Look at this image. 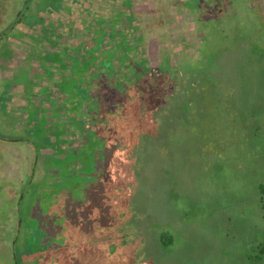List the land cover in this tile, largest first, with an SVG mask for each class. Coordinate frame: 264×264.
I'll return each mask as SVG.
<instances>
[{
    "label": "rangeland",
    "instance_id": "1",
    "mask_svg": "<svg viewBox=\"0 0 264 264\" xmlns=\"http://www.w3.org/2000/svg\"><path fill=\"white\" fill-rule=\"evenodd\" d=\"M120 1L29 0L25 10L26 0H0V264L14 263L17 235L24 246L63 243L76 264H264V50L251 62L224 56L222 99L204 116L176 114L161 143H115L105 107L97 121L109 131L97 140L80 123L101 86L86 74L85 24ZM62 5L69 10L48 13L52 39L43 40L39 13ZM163 6L131 3L152 61ZM18 15L26 30L13 28ZM176 29L162 30L163 47Z\"/></svg>",
    "mask_w": 264,
    "mask_h": 264
},
{
    "label": "trees",
    "instance_id": "2",
    "mask_svg": "<svg viewBox=\"0 0 264 264\" xmlns=\"http://www.w3.org/2000/svg\"><path fill=\"white\" fill-rule=\"evenodd\" d=\"M131 3L121 0L113 11L87 19L83 37L86 74L91 77L95 73L101 86L80 123L95 139L102 140L109 128L105 118L98 123L97 116L105 107L115 143L146 139L161 143L164 134L158 131L174 122L178 114L204 116L222 99L215 74L224 56L232 53L240 62L261 58L264 0H164L155 21L164 31L177 28V37L174 44L163 47L170 39L160 29L155 46L160 56L154 61L146 54L150 43L142 20L132 14ZM165 11L170 14L166 16ZM101 99L104 102L98 105ZM17 142L29 144L36 156L27 137H18ZM30 181L28 176L25 182L28 185ZM260 189L264 191V186ZM23 194L16 201L18 208ZM18 208L16 216L21 214ZM17 228L20 226L15 225L13 234L19 233ZM150 237L163 246L172 242L170 235L155 230ZM19 240L18 235L13 238V264H76L63 243L24 246ZM258 252L264 254V244Z\"/></svg>",
    "mask_w": 264,
    "mask_h": 264
},
{
    "label": "crops",
    "instance_id": "3",
    "mask_svg": "<svg viewBox=\"0 0 264 264\" xmlns=\"http://www.w3.org/2000/svg\"><path fill=\"white\" fill-rule=\"evenodd\" d=\"M28 3H29V0L27 1L26 0V2H24V5L22 4L21 5V7H22V9H25L26 10V8H27V5H28ZM66 3V2H65ZM67 4V3H66ZM57 9V8H56ZM62 10H65V11H68L69 10V7L67 6V10L63 7V5L61 6V7H59V9H57V10H54V9H48L46 12H42V13H39L40 14V18H42V17H44V22H45V25H44V29H45V32H41V33H37V35L39 36H41L42 37V39L44 40V35L45 36H49V37H51L50 36V34L53 32L52 30V28L50 27V19H49V15H48V13L49 12H52V11H62ZM26 12V11H25ZM27 13H29V12H27ZM15 20V21H14ZM12 21H14L13 23V28H19L20 30H26V27H23L22 26V24H20V18H19V15L18 16H16V17H13V19H10V22H12ZM48 27V28H47ZM36 29V28H35ZM42 34V35H41ZM51 39H52V37H51ZM55 39V38H54ZM27 43L29 44L30 42H22V41H20V42H14V45H16L18 48H20V50H23V51H27L28 49H29V47H28V45H27ZM51 44H53V42H51ZM52 60H50V62H51ZM21 198V197H20Z\"/></svg>",
    "mask_w": 264,
    "mask_h": 264
},
{
    "label": "water",
    "instance_id": "4",
    "mask_svg": "<svg viewBox=\"0 0 264 264\" xmlns=\"http://www.w3.org/2000/svg\"><path fill=\"white\" fill-rule=\"evenodd\" d=\"M18 224H19V220H18Z\"/></svg>",
    "mask_w": 264,
    "mask_h": 264
}]
</instances>
